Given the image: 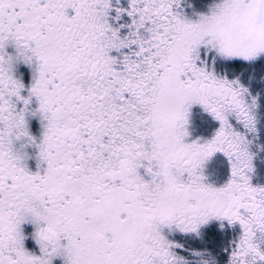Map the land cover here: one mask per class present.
<instances>
[{"label": "snow or ice", "instance_id": "obj_1", "mask_svg": "<svg viewBox=\"0 0 264 264\" xmlns=\"http://www.w3.org/2000/svg\"><path fill=\"white\" fill-rule=\"evenodd\" d=\"M264 0H0V264H264Z\"/></svg>", "mask_w": 264, "mask_h": 264}, {"label": "flooded vegetation", "instance_id": "obj_2", "mask_svg": "<svg viewBox=\"0 0 264 264\" xmlns=\"http://www.w3.org/2000/svg\"><path fill=\"white\" fill-rule=\"evenodd\" d=\"M257 168L259 172V179L264 180V162L261 159L257 160Z\"/></svg>", "mask_w": 264, "mask_h": 264}]
</instances>
